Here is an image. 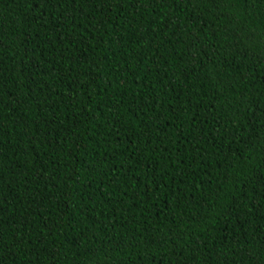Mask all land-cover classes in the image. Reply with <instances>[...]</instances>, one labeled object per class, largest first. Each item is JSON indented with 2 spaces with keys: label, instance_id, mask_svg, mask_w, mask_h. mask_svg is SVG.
Returning <instances> with one entry per match:
<instances>
[{
  "label": "trees",
  "instance_id": "obj_1",
  "mask_svg": "<svg viewBox=\"0 0 264 264\" xmlns=\"http://www.w3.org/2000/svg\"><path fill=\"white\" fill-rule=\"evenodd\" d=\"M0 264H264V0H0Z\"/></svg>",
  "mask_w": 264,
  "mask_h": 264
}]
</instances>
